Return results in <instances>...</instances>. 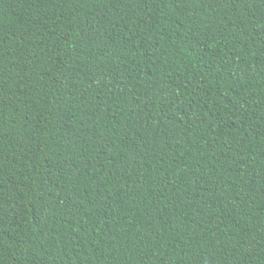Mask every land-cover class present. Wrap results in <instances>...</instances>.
Returning a JSON list of instances; mask_svg holds the SVG:
<instances>
[{"label": "trees", "instance_id": "trees-1", "mask_svg": "<svg viewBox=\"0 0 264 264\" xmlns=\"http://www.w3.org/2000/svg\"><path fill=\"white\" fill-rule=\"evenodd\" d=\"M0 264H264V0H0Z\"/></svg>", "mask_w": 264, "mask_h": 264}]
</instances>
